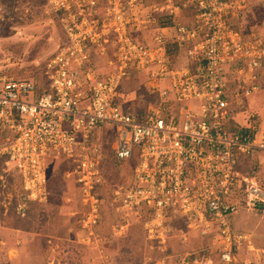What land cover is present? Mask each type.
<instances>
[{"label": "built area", "instance_id": "obj_1", "mask_svg": "<svg viewBox=\"0 0 264 264\" xmlns=\"http://www.w3.org/2000/svg\"><path fill=\"white\" fill-rule=\"evenodd\" d=\"M44 1L62 44L44 65L45 89L0 74V160L12 163L25 190L43 196L46 157L71 160L69 174L84 207L78 224L88 239L97 238L103 203L97 188L106 180L104 146L94 135L101 127L114 128V160L132 166L130 183L110 192L121 217L140 216L142 205L157 227L167 214L180 217L212 243L216 262L235 264L233 251L251 244L247 235L232 231L230 214L239 205L264 213L257 171L240 170L242 156L264 153V109L246 113L242 124L233 117L241 113L236 107L243 99L262 87L264 40L241 39L216 9L219 0H184L196 7V25L174 22L170 39L162 27L151 42H139L133 33L146 28L148 10L179 11L171 0ZM171 40L184 50L182 66L172 65ZM109 44L110 68L101 73L91 58L108 56ZM142 70L167 85L156 89L159 103L131 114L121 106L119 90L123 80ZM169 96L175 115H167L161 104ZM151 221L144 225L149 238L156 227Z\"/></svg>", "mask_w": 264, "mask_h": 264}, {"label": "rangeland", "instance_id": "obj_2", "mask_svg": "<svg viewBox=\"0 0 264 264\" xmlns=\"http://www.w3.org/2000/svg\"><path fill=\"white\" fill-rule=\"evenodd\" d=\"M171 1L172 5L179 6V11H146L149 20L145 29L133 33L136 40L151 42L162 27H167L165 32H169L166 35L170 39L174 22L191 27L196 25V7L187 6L184 0ZM219 3L220 7L216 8L219 14L241 39L264 40V0H219ZM62 40L60 27L47 11L44 0H0V74L27 78L38 85V89H45L44 65ZM107 51L108 56L91 58L92 65L101 73L110 68L111 44ZM167 51L173 66L186 63L184 50L172 40L167 44ZM228 80L229 87L234 89L235 81ZM260 83L262 87L236 107L241 113L233 116L235 123H244L249 111L258 114L263 111L264 81ZM161 85L167 83L153 79L149 70L131 74L120 86L121 106L136 114L149 104L159 103L156 89ZM161 104L166 107L167 115L177 113L172 96L163 99ZM94 139L104 146L106 157L116 142L115 129L101 127L96 130ZM118 164L114 167L109 159L106 162L110 189L125 186L131 180L130 163L123 160ZM72 166L71 160L64 156L55 159L49 154L46 157L47 182L43 196L25 190L12 163L4 164L0 160V264H204L200 261L205 258L214 259L209 264H219L216 262L218 251H213L212 243L197 231L188 229L182 218L167 214L159 220L161 224L157 227L152 218L147 219L149 210L144 205L140 206L143 209L140 216L130 214L125 220L112 205V200L107 199L99 206L98 236L88 239L78 224L84 207L79 188L69 174ZM252 169L257 171L264 186L263 152L241 157V172ZM104 192L100 186L97 188L98 194ZM147 220L151 221L149 226L156 224L152 238L144 229ZM229 222L232 231L247 235L251 244L248 247L245 242L233 251L235 264H264V253H261L264 249V213L239 205L236 212L230 214ZM123 223L126 227L120 230Z\"/></svg>", "mask_w": 264, "mask_h": 264}, {"label": "trees", "instance_id": "obj_3", "mask_svg": "<svg viewBox=\"0 0 264 264\" xmlns=\"http://www.w3.org/2000/svg\"><path fill=\"white\" fill-rule=\"evenodd\" d=\"M105 155H106V152H105V149L103 148L102 155H101V160H102V170L101 171L103 172V175H104L106 181L104 184L100 185L101 189H103V191H105V192L102 194H99V197L102 199L103 203L106 202L107 199H110V192L112 190V188L110 189V187H108V182H109L110 178H109L108 172L106 171V162L109 159L112 166L117 167V165H120V164H118L120 162L117 163V161L111 160V159L114 160V157L112 155V151H110L106 157H105ZM105 194L108 196L106 197Z\"/></svg>", "mask_w": 264, "mask_h": 264}, {"label": "crops", "instance_id": "obj_4", "mask_svg": "<svg viewBox=\"0 0 264 264\" xmlns=\"http://www.w3.org/2000/svg\"><path fill=\"white\" fill-rule=\"evenodd\" d=\"M259 224H262L263 225V221H260V223ZM264 232V231H263Z\"/></svg>", "mask_w": 264, "mask_h": 264}]
</instances>
